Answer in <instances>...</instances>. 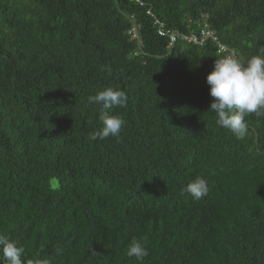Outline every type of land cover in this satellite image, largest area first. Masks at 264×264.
<instances>
[{"label":"trees","instance_id":"16d2710c","mask_svg":"<svg viewBox=\"0 0 264 264\" xmlns=\"http://www.w3.org/2000/svg\"><path fill=\"white\" fill-rule=\"evenodd\" d=\"M141 1L0 0V233L24 264H264V117L242 139L220 127L206 74L225 54L168 46L146 14L207 24L247 59L264 55V0ZM109 87L123 107L87 103ZM102 112L125 124L90 140ZM196 177L200 200L182 192Z\"/></svg>","mask_w":264,"mask_h":264},{"label":"clouds","instance_id":"9594fccd","mask_svg":"<svg viewBox=\"0 0 264 264\" xmlns=\"http://www.w3.org/2000/svg\"><path fill=\"white\" fill-rule=\"evenodd\" d=\"M209 94L213 98L208 111L217 117V124L230 131L237 139L247 132V115L264 117V55H253L247 59L232 54L214 60L212 70L206 74ZM127 97L121 90L105 88L87 98L89 105L102 106L107 110L123 107ZM101 127L92 132L90 140L117 137L125 121L120 115H100ZM193 200L207 195V182L203 177L189 180L182 188ZM25 249L18 246L9 236L0 233V264H24ZM127 256L142 262L148 249L141 240L133 239L127 247ZM47 264V262H45Z\"/></svg>","mask_w":264,"mask_h":264},{"label":"built area","instance_id":"2783aa9c","mask_svg":"<svg viewBox=\"0 0 264 264\" xmlns=\"http://www.w3.org/2000/svg\"><path fill=\"white\" fill-rule=\"evenodd\" d=\"M139 5H143L141 0H135ZM146 14L152 16L153 23L156 25L157 34L165 37L167 39L168 46H174L175 43L182 41L190 44H203L207 40H213L217 43V51L219 53H224L225 56L232 55V50L228 49L225 44L218 41V36L215 31L208 27L207 24H203L196 32L186 34L184 32H179L166 28L163 22L153 15L150 9H146ZM130 32L134 37H136L135 28H131Z\"/></svg>","mask_w":264,"mask_h":264}]
</instances>
